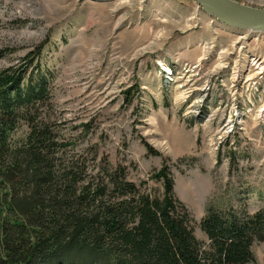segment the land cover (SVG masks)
I'll use <instances>...</instances> for the list:
<instances>
[{"label": "rangeland", "instance_id": "1", "mask_svg": "<svg viewBox=\"0 0 264 264\" xmlns=\"http://www.w3.org/2000/svg\"><path fill=\"white\" fill-rule=\"evenodd\" d=\"M189 35L194 44H176ZM41 45L54 74L51 118L77 155L92 147L97 162L128 165L130 180L153 188L152 171L168 160L200 239L210 205L264 206V70L254 75L252 63L264 58V32L228 27L197 0H0V69L34 65L27 58ZM252 249L248 264H264V241Z\"/></svg>", "mask_w": 264, "mask_h": 264}, {"label": "trees", "instance_id": "2", "mask_svg": "<svg viewBox=\"0 0 264 264\" xmlns=\"http://www.w3.org/2000/svg\"><path fill=\"white\" fill-rule=\"evenodd\" d=\"M41 47L27 58L34 65L0 69V264L254 262L264 206L251 213L210 205L199 224L208 240L200 239L168 160L152 171L153 188L130 180L128 165L97 162L92 147L87 155L69 149L51 118L54 74L38 60Z\"/></svg>", "mask_w": 264, "mask_h": 264}, {"label": "water", "instance_id": "3", "mask_svg": "<svg viewBox=\"0 0 264 264\" xmlns=\"http://www.w3.org/2000/svg\"><path fill=\"white\" fill-rule=\"evenodd\" d=\"M197 1L233 29L254 26L255 30L264 32V9L249 7L234 0Z\"/></svg>", "mask_w": 264, "mask_h": 264}, {"label": "bare ground", "instance_id": "4", "mask_svg": "<svg viewBox=\"0 0 264 264\" xmlns=\"http://www.w3.org/2000/svg\"><path fill=\"white\" fill-rule=\"evenodd\" d=\"M198 3L199 4H201V5H204V4H202L201 2H199L198 1ZM204 7V6H203ZM204 10H206L207 12H209V13H211L212 15H214L217 19H218V21L219 22H221V23H223V24H225V25H227L226 23H224L223 21H221L220 19H219V17L217 16V15H215V14H213L211 11H209L207 8H205L204 7ZM228 26V25H227ZM229 27V26H228ZM250 30H253V31H256L254 28V26H250V27H248ZM242 29H244V28H242ZM260 31V30H259ZM239 41V40H238ZM238 41H237V43H238ZM238 46V45H237ZM234 50V49H233ZM229 52V51H228ZM227 53V52H226ZM229 56V55H228ZM221 57H224V56H222V54H221ZM252 60V59H251ZM257 62V63H256ZM223 63H224V61H223ZM252 63H256L255 64V69H254V75H260V74H262L263 73V70H264V58H259V59H253V61H252ZM221 64V63H220ZM224 66V65H223ZM254 66V65H253ZM242 74L239 72V75H238V73L237 74H233V77H234V79H233V85H232V92L233 93H238V94H240V91H239V84H236V80H237V76H241ZM249 77H251V75H248ZM248 76H245V80L243 81V86H244V84H246L247 83V78H248ZM250 82L248 83V85H250V84H252V79L250 78Z\"/></svg>", "mask_w": 264, "mask_h": 264}, {"label": "crops", "instance_id": "5", "mask_svg": "<svg viewBox=\"0 0 264 264\" xmlns=\"http://www.w3.org/2000/svg\"><path fill=\"white\" fill-rule=\"evenodd\" d=\"M186 38V40H185ZM185 38H182L178 43H176L177 45H179L181 48H188V46H190L191 44H194L195 42L193 41V35H189L188 37H185ZM176 44H173V45H176ZM171 47V51H169L170 53L168 54H172L173 58H175V55H176V52L174 53V51H172L175 47L177 46H173ZM188 45V46H187ZM170 56V55H169ZM176 60H178L177 58H175ZM176 66V64H175ZM174 67V66H173Z\"/></svg>", "mask_w": 264, "mask_h": 264}, {"label": "built area", "instance_id": "6", "mask_svg": "<svg viewBox=\"0 0 264 264\" xmlns=\"http://www.w3.org/2000/svg\"><path fill=\"white\" fill-rule=\"evenodd\" d=\"M244 90H246V89H244ZM244 90L242 92H244Z\"/></svg>", "mask_w": 264, "mask_h": 264}]
</instances>
